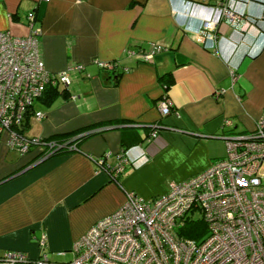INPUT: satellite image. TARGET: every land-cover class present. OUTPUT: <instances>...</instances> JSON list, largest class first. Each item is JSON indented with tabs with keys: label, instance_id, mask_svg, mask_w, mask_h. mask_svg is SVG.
<instances>
[{
	"label": "crops",
	"instance_id": "crops-1",
	"mask_svg": "<svg viewBox=\"0 0 264 264\" xmlns=\"http://www.w3.org/2000/svg\"><path fill=\"white\" fill-rule=\"evenodd\" d=\"M218 1L0 0V31L18 36L29 34L27 16L40 5L35 26L48 71L84 65L68 72L67 86H57L66 96L49 106L36 100L33 111L44 117L32 112L25 136L108 123L79 141L77 151L35 161L37 149L21 154L0 134V250L38 257L37 239L45 234L50 258H69L73 241L119 208L126 191L161 195L171 182L222 158V135L253 130L264 112V0H223L255 21L241 32L221 22L218 38L205 40L199 28L217 15ZM152 43L163 49L149 62L126 54L148 51ZM113 60L128 68L116 84L111 70L98 66ZM164 74L179 116L160 114ZM154 123L157 136L148 141ZM122 149L129 163L116 184L91 157L109 153L107 163L114 164Z\"/></svg>",
	"mask_w": 264,
	"mask_h": 264
},
{
	"label": "built area",
	"instance_id": "built-area-1",
	"mask_svg": "<svg viewBox=\"0 0 264 264\" xmlns=\"http://www.w3.org/2000/svg\"><path fill=\"white\" fill-rule=\"evenodd\" d=\"M213 8L217 15L203 19L199 28L205 40L218 38L221 22L241 32L255 21L231 10L223 0ZM27 18L30 32L26 36L0 31V134L6 133L8 146L21 154H26L30 145L49 148L42 160L62 145L28 138L18 128L47 86H67L68 72L81 71L84 65L75 63L64 71H48L40 51L35 16L29 13ZM162 49L152 43L148 51L137 54L126 50V54H136L149 62ZM98 66L111 68L112 63L98 62ZM232 77L235 78L233 73ZM172 107L167 98H162L158 107L161 116L168 115ZM172 112L179 116L176 110ZM33 113L37 119L44 117L42 111ZM224 124L231 125V120L225 119ZM156 136L157 130H152L149 139ZM222 136V158L182 181L171 182L161 195L144 198L126 191L119 208L73 241L66 260L50 258L47 237L41 234L37 239L38 257L0 250V264H264V112L255 120L252 131ZM108 157L109 153H104L96 158L97 163L102 170L110 171V178H115L129 159L126 152H119L116 162L108 166ZM194 218L201 219L206 228L198 240L181 232Z\"/></svg>",
	"mask_w": 264,
	"mask_h": 264
},
{
	"label": "trees",
	"instance_id": "trees-1",
	"mask_svg": "<svg viewBox=\"0 0 264 264\" xmlns=\"http://www.w3.org/2000/svg\"><path fill=\"white\" fill-rule=\"evenodd\" d=\"M39 10H40V5L36 6L34 8L33 12H31L32 14H34L36 21L39 20V18H40L39 17ZM110 62L112 63L111 68H106V67H100V68L101 69H106V70L110 69L111 72L114 74L112 76L111 82L113 84H116L117 81L119 80V76L124 72V69H122V67L119 65V60H113V61H110ZM123 68H124V66H123ZM168 76H169L168 74H164V75H161L159 77V80H160V82L162 84L163 92H164L162 94L161 98H165V99L166 98L168 99V95H167L168 94V89H169V87L171 85V82L166 80V77H168ZM60 95L66 96V88L65 87L63 89L59 90L57 88V86L49 85V86H47L45 88L44 92L42 93V95L37 100H39L41 103L45 104L46 106H49ZM173 109H174V107H172V110L170 111V113L173 111ZM32 112H33V106L26 113L25 118H24V120H23V122L21 124V128H18L19 132L22 135H24V136H25L24 131L29 127V118H30ZM105 124H108V123H97V124L90 125V126L84 127V128H80V129H77L75 131H71V132H67V133L55 134V135H52L50 137H39V139L42 142H45V143L56 142V144L62 145L61 147H59L57 149L54 148L55 150L53 149L54 151L52 150L53 152H51L48 157L54 156V155H57V154L67 153V152H74V151H77L79 149L78 146H77L79 141H81L83 138L87 137L88 135L97 132L94 129L99 128L100 126H103ZM158 127L159 126L156 123L150 125L149 126L150 132L152 130H157ZM148 139H149V137L147 138V140ZM151 139H153V138H151ZM151 139H149V140H151ZM71 145H75V148L74 149L69 148ZM29 148H30L29 151H31L32 149H37L38 150V152H37V154H36V156L34 158V161L38 160V159H41L44 154H46L47 152L50 151L49 148L40 149V148H37L34 145H30ZM126 151H127V149H122L120 152L121 153H125ZM96 158L97 157H91L92 161L97 165V167L102 169L100 166H98ZM107 159H105V164L108 165V166H112L113 164H108L107 163ZM104 171L107 174L110 173V171H108L107 168ZM119 176H120V174L117 175L115 178H110L109 176L108 177L114 183L119 184L118 183L119 182ZM205 229L206 228H205V224L203 223V221L201 219H199V218H194V219L189 220L185 224V227L182 229L181 232L186 237H190V238H194V239L198 240L205 233Z\"/></svg>",
	"mask_w": 264,
	"mask_h": 264
},
{
	"label": "rangeland",
	"instance_id": "rangeland-1",
	"mask_svg": "<svg viewBox=\"0 0 264 264\" xmlns=\"http://www.w3.org/2000/svg\"><path fill=\"white\" fill-rule=\"evenodd\" d=\"M34 104H36V101H34ZM51 258L53 259V260H66L67 258L66 257H52L51 256Z\"/></svg>",
	"mask_w": 264,
	"mask_h": 264
}]
</instances>
